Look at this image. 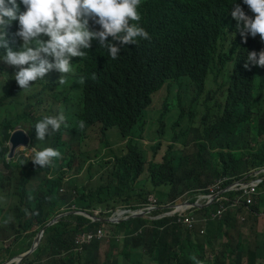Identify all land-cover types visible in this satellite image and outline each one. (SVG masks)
I'll use <instances>...</instances> for the list:
<instances>
[{"label":"trees","instance_id":"trees-1","mask_svg":"<svg viewBox=\"0 0 264 264\" xmlns=\"http://www.w3.org/2000/svg\"><path fill=\"white\" fill-rule=\"evenodd\" d=\"M239 1L142 0L157 17L155 23L139 21L147 25L151 39L117 59L89 53L74 63L64 85L49 72L30 82L29 91L20 92L14 78L19 69L0 57V165L9 170L8 175L0 171V264L27 253L40 230L60 214L82 211L95 216L101 207L100 216L110 217L117 208L154 205L160 209L149 216L155 217L169 211L167 205L178 197L205 190L219 178L247 177L252 170V69L244 64L252 42L243 41L231 16ZM17 4L25 11L21 0ZM89 26L99 27L91 19ZM7 40L11 47L22 45L13 36ZM81 76L83 84L78 82ZM183 81L194 93L190 111L181 110L171 132H160L169 143L165 157L155 161L159 142L151 147L149 160L141 150L146 111L156 92ZM199 105L204 110L196 121ZM61 111L67 127L47 143L64 157L44 173L32 169L24 156L8 159L14 130L24 129L34 144L32 127ZM80 121L85 123V129L78 130L80 142L86 129L96 125L102 148L109 147L107 132L113 128L125 146L109 159L97 153L96 164L86 166V158L75 168L71 141H63L62 135ZM83 176L91 181L86 184ZM195 199L189 194L181 201ZM224 204L192 208L182 218H131L112 224L111 234L103 225L109 223L69 213L44 231L35 251L19 264H244L245 258L252 264V253L241 240L228 239L216 252L217 242L227 237L236 218L229 213L218 221L216 212ZM209 252L213 260L207 258Z\"/></svg>","mask_w":264,"mask_h":264},{"label":"clouds","instance_id":"clouds-1","mask_svg":"<svg viewBox=\"0 0 264 264\" xmlns=\"http://www.w3.org/2000/svg\"><path fill=\"white\" fill-rule=\"evenodd\" d=\"M21 3L25 8L23 12H20L17 0H0V57L9 66L19 69L14 78L20 86L16 89L20 92L29 91L32 88L30 82L43 79L49 72L59 85L66 84L73 73L74 63L89 53L95 51L103 58L117 59L126 50L151 39L147 25L139 24L142 19L139 12L142 0H21ZM231 16L237 23L243 41L252 42L244 64L246 69H252V170L247 177H222L205 190L187 192L167 205L169 211L155 217L149 216L150 212L160 209L154 205L121 209L117 214L125 216L127 220L131 219L130 214L134 212L145 213L141 217L151 220L165 216L182 218L192 208L202 209L225 201L222 210L216 212L218 221L229 213H236L245 221L241 211L252 213V264H264V0H240L234 5ZM89 19L99 25L96 30L90 28ZM14 20H18L19 24H11ZM9 36L22 41V45L17 48L9 46ZM92 79H96L95 74ZM78 82L83 84L85 77L81 76ZM165 116L164 112L161 123ZM66 120L62 111L42 118L32 127V131L36 129L34 144L29 137L28 146L18 147L30 151L27 159L32 169L44 173L57 162V158L64 157L58 147L49 145L47 141L64 126L67 127ZM145 121L146 118L144 124ZM84 129L85 123L80 121L78 127H71L70 133L64 134H79L78 130ZM162 131L159 130V135ZM8 145L12 147L10 141ZM14 155L10 157L9 154L8 159L14 158ZM233 191H240L241 194L237 198L224 195ZM189 194L196 199L181 201ZM197 204L207 205L199 207ZM95 217L99 218L96 214ZM225 237L218 241L219 250L220 245L228 240ZM205 248L209 250L207 245ZM207 258L213 260L214 254L209 252ZM192 259L196 261L195 257ZM196 264L202 262L196 261Z\"/></svg>","mask_w":264,"mask_h":264},{"label":"rangeland","instance_id":"rangeland-1","mask_svg":"<svg viewBox=\"0 0 264 264\" xmlns=\"http://www.w3.org/2000/svg\"><path fill=\"white\" fill-rule=\"evenodd\" d=\"M139 12L142 17L140 21L145 23H155L157 21V17L154 12L147 9L143 4H141L139 8ZM185 83L186 82L183 81L181 84L178 82L166 84L153 96V104L147 111V117L145 121V140L143 141V145L141 146V150L149 160L153 158L151 147L155 146L159 142H162V146L160 151L156 155L155 161H161L165 157L163 155L165 154L169 143L165 138H161L159 136V130L163 129L164 131H166V133H169L172 128V122L178 117L180 111L182 110L185 114H188L190 111V100L193 98L194 93L189 87L185 85ZM209 92V89L206 90L203 97L206 96ZM166 105L168 106V112H166ZM203 110L204 108L201 105H199L196 109V121L201 117ZM164 112L166 113V116L164 119H162L161 123V115ZM109 135V147L102 148L100 144L101 133L99 126L88 128L81 142L78 139V133H75L74 135L63 134V141H71L70 152L74 157L72 160L73 166L75 168H78L81 164L84 163L86 158L90 160L85 162L86 166H88L89 163L96 164L97 160L95 159V157L97 153H100L103 157H107V159H109L113 154H117L119 150L125 146V141H123L119 134V131L116 128L110 130ZM14 156H17V158H20L21 156L28 158L30 156V151H28L25 147H20L16 150ZM0 171H2L5 175L9 174V170L5 169L2 165H0ZM82 180L85 183L91 181V179L84 176L82 177ZM36 184L37 182L34 181L32 183V186H35ZM97 216L101 218H107L100 215ZM110 218H114L115 221L109 222V224L102 223L109 234L112 233V224L122 223L124 220H126L125 216H120L118 214Z\"/></svg>","mask_w":264,"mask_h":264},{"label":"water","instance_id":"water-1","mask_svg":"<svg viewBox=\"0 0 264 264\" xmlns=\"http://www.w3.org/2000/svg\"><path fill=\"white\" fill-rule=\"evenodd\" d=\"M29 141H30L29 136L27 135V133L24 130H22V129L15 130L13 132L11 138H10V143L12 144L11 151H10V157H12L14 155L16 149L19 146H21V145L28 146ZM206 205L207 204H197V206H199V207H204ZM69 213L83 215V216H85L87 218H91L93 221H102V222H114L115 221L114 218H97L95 216L90 215L87 212H82V211H74V212H67V213H64V214H60V215L56 216L52 221H50L42 230H40V232L38 233V235L34 239V242H33V245L31 247V249L27 253H25L24 255L18 256L16 258H14L13 260L7 261V262H5L3 264H15V263L19 264L20 262H22L26 258V256H28L29 254H31L32 252L35 251V249L37 248V246L40 243V240H41V238H42V236L44 234V231L48 227H50L53 224L57 223L59 221V219H61L64 215H67ZM141 216H145V213L134 212V213L130 214L131 218L141 217Z\"/></svg>","mask_w":264,"mask_h":264},{"label":"crops","instance_id":"crops-1","mask_svg":"<svg viewBox=\"0 0 264 264\" xmlns=\"http://www.w3.org/2000/svg\"><path fill=\"white\" fill-rule=\"evenodd\" d=\"M245 221H242L240 215L236 216L232 229L228 232L226 239H230L233 243H238L239 240L245 243L247 251L252 253V213L243 210L240 213ZM219 243L217 242L216 251H219ZM247 263V258L244 259Z\"/></svg>","mask_w":264,"mask_h":264},{"label":"flooded vegetation","instance_id":"flooded-vegetation-1","mask_svg":"<svg viewBox=\"0 0 264 264\" xmlns=\"http://www.w3.org/2000/svg\"><path fill=\"white\" fill-rule=\"evenodd\" d=\"M86 184H87V183H86ZM121 209H122V208H117V209H115L114 211H112V215H116L117 212H118L119 210H121ZM102 212H103V210H102L101 207H99V208H97V209L95 210V214H96V215H100Z\"/></svg>","mask_w":264,"mask_h":264}]
</instances>
